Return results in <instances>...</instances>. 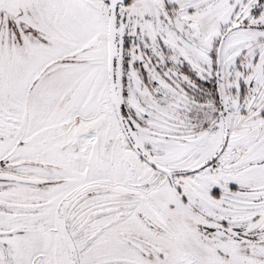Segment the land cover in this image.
Returning <instances> with one entry per match:
<instances>
[{"label":"snow or ice","instance_id":"1","mask_svg":"<svg viewBox=\"0 0 264 264\" xmlns=\"http://www.w3.org/2000/svg\"><path fill=\"white\" fill-rule=\"evenodd\" d=\"M0 264H264V0H0Z\"/></svg>","mask_w":264,"mask_h":264}]
</instances>
